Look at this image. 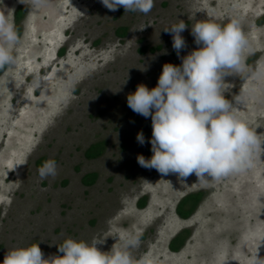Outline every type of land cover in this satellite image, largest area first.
<instances>
[{
  "label": "rangeland",
  "instance_id": "rangeland-1",
  "mask_svg": "<svg viewBox=\"0 0 264 264\" xmlns=\"http://www.w3.org/2000/svg\"><path fill=\"white\" fill-rule=\"evenodd\" d=\"M154 5L145 15L111 12L100 0H47L39 9L0 0V13L22 37L16 65L0 71V264L8 251L34 243L45 259L61 257L58 247L69 238L103 241L96 247L108 253L128 235L141 241L133 257L148 254L156 264H251L257 251L264 258V151L243 173L206 184L193 174L182 183L139 166L137 156L151 158V118L127 106L138 85L157 86L164 64L182 63L165 28L179 20L188 26L183 57L198 50L195 23L238 19L251 51L246 70L225 78L224 95L241 98L238 118L264 141V79H252L264 69V0ZM98 142L104 153L88 159ZM42 159L56 161L55 179L39 177ZM93 173L96 182L84 184ZM192 193H203L202 201L182 219L178 204ZM185 231L187 241L173 251Z\"/></svg>",
  "mask_w": 264,
  "mask_h": 264
},
{
  "label": "clouds",
  "instance_id": "clouds-1",
  "mask_svg": "<svg viewBox=\"0 0 264 264\" xmlns=\"http://www.w3.org/2000/svg\"><path fill=\"white\" fill-rule=\"evenodd\" d=\"M33 9L44 7L47 0H20ZM111 12L123 7L125 12H151L154 0H100ZM183 20L164 29L172 35V47L181 59L180 66L164 64L157 86L148 89L138 85L127 96V106L144 118H151L153 155L150 159L137 156V163L145 169H155L162 176L176 174L183 183L193 174L197 183L220 181L230 175L243 173L254 166L256 156L264 151V141L248 124L238 118L242 103L225 98V78L246 70L244 53L250 52L249 41L238 19L227 24L198 22L191 28L198 50L181 57L187 48L181 35L187 29ZM21 35L6 15L0 13V70L17 63L14 48ZM252 79H264V69L257 70ZM40 85H38L39 87ZM137 142L145 144L143 132ZM55 160H46L38 169L39 177L55 179L58 175ZM114 244L108 253L96 247L103 241L66 239L58 247L61 257L45 259L38 244L7 252L3 264H156L145 254L134 258L132 249L140 246V237L128 235ZM251 264H264L258 251L249 258Z\"/></svg>",
  "mask_w": 264,
  "mask_h": 264
},
{
  "label": "trees",
  "instance_id": "trees-1",
  "mask_svg": "<svg viewBox=\"0 0 264 264\" xmlns=\"http://www.w3.org/2000/svg\"><path fill=\"white\" fill-rule=\"evenodd\" d=\"M21 17V14H19ZM127 29L122 28L119 32L120 36L126 35ZM3 71V70H0ZM151 149V147H150ZM149 149V154L152 156L153 153ZM105 151V144L103 142H98L93 145H91L86 150V157L88 159H96L99 158ZM45 162V159H42L39 163L43 164ZM97 175L96 174H88L84 177V184L86 185H92L96 182ZM203 193H192L184 197L180 203L178 204L177 213L182 219H188L190 218L195 211L197 210L198 206L200 205ZM146 204V201L141 204L144 206ZM189 236V232L185 231L184 233H180L178 236H176L172 242H171V249L173 251H179L187 241V238Z\"/></svg>",
  "mask_w": 264,
  "mask_h": 264
}]
</instances>
